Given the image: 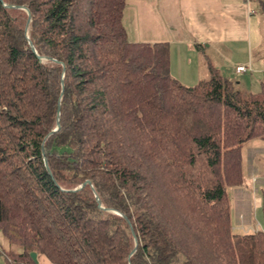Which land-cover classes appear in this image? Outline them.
Masks as SVG:
<instances>
[{
    "label": "trees",
    "instance_id": "1",
    "mask_svg": "<svg viewBox=\"0 0 264 264\" xmlns=\"http://www.w3.org/2000/svg\"><path fill=\"white\" fill-rule=\"evenodd\" d=\"M123 4L0 0V234L20 247L1 264H264L227 195L264 82L183 85L166 43L127 41Z\"/></svg>",
    "mask_w": 264,
    "mask_h": 264
},
{
    "label": "crops",
    "instance_id": "2",
    "mask_svg": "<svg viewBox=\"0 0 264 264\" xmlns=\"http://www.w3.org/2000/svg\"><path fill=\"white\" fill-rule=\"evenodd\" d=\"M121 11V24L128 42L132 43H166L169 48L168 71L178 66L181 75L191 79L187 85H192L197 80V70H206L200 60L199 53L203 49H217L227 63L233 62L232 52L237 49H248L251 39V25H256V18L252 16L253 0H123ZM255 55L248 57L247 71L264 82V56ZM172 61V63H171ZM243 61L233 62L235 66L244 65ZM241 72V73H244ZM174 75V74H173ZM176 77V75H174ZM177 80L180 78L177 76ZM229 78V77H228ZM197 80V81H196ZM263 80V81H262ZM186 85V84H184ZM258 175V174H257ZM264 179V174H259ZM257 178L256 174L251 175ZM251 177V178H252ZM253 180L251 179V182ZM246 185V184H245ZM243 185V189L248 186ZM253 185V186H252ZM252 188L240 198L244 212H239V219L245 221L232 226L234 230L250 232L257 229L263 230L261 215V191L259 185L249 184ZM260 186H264L260 185ZM242 188H238L241 190ZM254 190V191H252ZM242 193V191H240ZM247 196V198H246ZM251 215L250 220L246 219ZM245 219H244V218ZM241 219V220H242ZM237 220V218H236ZM42 264L46 260L39 258ZM50 264V263H49Z\"/></svg>",
    "mask_w": 264,
    "mask_h": 264
},
{
    "label": "rangeland",
    "instance_id": "3",
    "mask_svg": "<svg viewBox=\"0 0 264 264\" xmlns=\"http://www.w3.org/2000/svg\"><path fill=\"white\" fill-rule=\"evenodd\" d=\"M252 6H253L252 10L254 11L252 16L256 18V25H254V23L251 25V30H250L251 39L249 41V47L248 49H237L236 54H234L233 51L232 56H230L233 62L245 60L242 63L244 65L248 63L249 55H251L252 58L253 56L254 58H256L255 55H258V53H261L259 55L264 56V0H253ZM222 54L223 53L220 54L219 50L217 49H203L199 53L200 60L203 63L206 70L203 71L202 68L197 70L198 73L197 80L208 79L210 74L209 69L212 68V69H216L217 72L223 77L234 78L235 81L239 83L240 85L239 89L241 90L256 92L260 89L258 79L252 80L254 75L251 74L250 72L234 74L233 65H232L233 62L231 61L230 63H227L224 60V58H229V55L224 57ZM173 74L176 75V77L178 76L180 80L178 81ZM171 77L176 79L178 82L182 83L183 85L184 84L187 85V83L191 82V79L186 78L187 75L186 76L181 75L178 66L176 68L174 66L171 69ZM240 155H241L242 175H243V183H244L242 185L246 184L245 186H248L247 190L244 189L246 193L249 192L248 190L252 189L249 186L250 183L254 185H259L260 190H262L261 188L264 189V186H260L264 184V179H262V177H259L260 176L259 174L262 175L264 174V141L259 138H253L251 140H248L247 142L242 144L240 148ZM252 174H256L257 178H253L251 176ZM251 179L253 180L252 182ZM242 185L227 188V195L229 197V202H230L232 226H234L235 224L238 225L240 222L237 221L239 220L245 221L242 218H241L242 220L239 219L238 217L239 212L242 211L244 212V209L246 211L249 210L248 206L247 208H244V205L240 199L242 198L241 197L242 193H240L241 190H239L238 188H242L243 187ZM251 217L252 216L249 214L246 217V219L250 220ZM233 231L237 233L242 232V230H238V229L236 230L233 229ZM7 251L19 252L20 247L16 244L8 243L7 240L0 234V264L2 263L3 260L2 252H7ZM36 264H42V262L40 261V263L38 262ZM46 264L49 263L46 262Z\"/></svg>",
    "mask_w": 264,
    "mask_h": 264
},
{
    "label": "built area",
    "instance_id": "4",
    "mask_svg": "<svg viewBox=\"0 0 264 264\" xmlns=\"http://www.w3.org/2000/svg\"><path fill=\"white\" fill-rule=\"evenodd\" d=\"M248 68H247V66H245V65H238V66H235L234 67V70H235V72H237V73H241V72H244V71H246Z\"/></svg>",
    "mask_w": 264,
    "mask_h": 264
},
{
    "label": "water",
    "instance_id": "5",
    "mask_svg": "<svg viewBox=\"0 0 264 264\" xmlns=\"http://www.w3.org/2000/svg\"><path fill=\"white\" fill-rule=\"evenodd\" d=\"M84 183H87V181H85ZM29 256L34 262H36L35 253L34 252H30Z\"/></svg>",
    "mask_w": 264,
    "mask_h": 264
}]
</instances>
